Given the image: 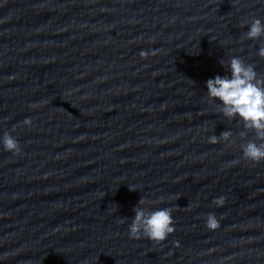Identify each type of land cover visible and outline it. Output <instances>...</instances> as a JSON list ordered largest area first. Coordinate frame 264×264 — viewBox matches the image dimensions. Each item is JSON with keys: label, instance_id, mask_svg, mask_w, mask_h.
Listing matches in <instances>:
<instances>
[{"label": "water", "instance_id": "95a60500", "mask_svg": "<svg viewBox=\"0 0 264 264\" xmlns=\"http://www.w3.org/2000/svg\"><path fill=\"white\" fill-rule=\"evenodd\" d=\"M255 17L264 0H0V137L20 148L0 143V264H264V161L205 84L233 56L264 77ZM141 198L171 209L163 242L129 237Z\"/></svg>", "mask_w": 264, "mask_h": 264}, {"label": "clouds", "instance_id": "9594fccd", "mask_svg": "<svg viewBox=\"0 0 264 264\" xmlns=\"http://www.w3.org/2000/svg\"><path fill=\"white\" fill-rule=\"evenodd\" d=\"M247 31L243 34L245 38L257 40L264 37V21L255 17L247 24ZM259 57L264 58V43L258 48ZM144 56L146 53L141 52ZM219 63L225 71V75H216L206 80V95L212 102H216L217 111L229 121L236 120L242 125L241 136H246L248 131L254 133V139L247 140L241 145L242 155L246 160L253 163L264 161V77L258 75L252 64L245 63L238 56H233L227 61L220 59ZM24 124H30L25 119ZM230 131H224L219 137L230 140ZM218 136L208 137V142L215 144ZM258 141V142H257ZM6 151L13 154L19 153L20 148L17 140L5 132L0 137ZM130 191H136L135 186L129 185ZM216 205L224 203V197L215 199ZM144 204L143 198L133 208L134 216L128 224V234L132 239L141 237L157 243L163 242L168 235L174 232V220L171 209L164 207L148 211L140 205ZM219 226L218 220L213 214H208L206 227L216 229Z\"/></svg>", "mask_w": 264, "mask_h": 264}]
</instances>
